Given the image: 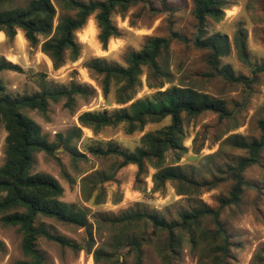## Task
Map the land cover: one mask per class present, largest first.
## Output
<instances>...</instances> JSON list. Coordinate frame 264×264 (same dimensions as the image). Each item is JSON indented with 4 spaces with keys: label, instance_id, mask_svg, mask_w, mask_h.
I'll return each mask as SVG.
<instances>
[{
    "label": "trees",
    "instance_id": "1",
    "mask_svg": "<svg viewBox=\"0 0 264 264\" xmlns=\"http://www.w3.org/2000/svg\"><path fill=\"white\" fill-rule=\"evenodd\" d=\"M9 1L0 0V32L8 41H12L18 31L22 32L29 46H39L40 52L48 57L55 70L67 61L75 62L79 59L81 45L76 33L85 27L91 16L95 22L97 40L101 48L106 50L108 42L120 36L119 29L112 22L113 16L124 17L129 9L141 2L150 10H156L153 0H28L23 7L4 8ZM191 3L197 24L194 45L209 51L207 62L216 70L219 58L228 53L227 43L225 36L220 33L207 34V20L220 21L228 7L227 2L191 0ZM160 4L163 11L172 10L166 0H160ZM174 36L178 37L177 34ZM169 43L170 39L164 37L147 38L138 51L125 54L123 65L109 63L99 57L86 61L84 68L94 77L103 98L106 100L113 91V102L117 107L79 114L77 125L66 134H56L55 143H50L41 127L23 115L22 111L28 109L44 113L49 101L58 102L61 99L65 100L66 108H72L76 96H91L95 92L94 88L71 84L67 88L10 96L0 83V125L6 132L4 161L0 166V223L16 228L21 235L24 259L15 264H45L44 256L36 246L39 238L91 254L94 263L102 261L104 264H122L120 258L132 256L133 264H142V246L150 243L162 264H174L181 245L186 243L196 255L197 264H229L232 243L220 222V212L226 207L239 204L246 185L243 173L260 161V154L264 150V117L257 121L260 132L257 139L246 141L240 135H231L225 139L232 147L245 151L246 156L235 165H226L228 178L233 181V185L228 196L218 199L217 209L195 205L181 213L179 221L170 222L144 211L101 217L100 223L108 225L115 232L110 239L109 251L95 248L94 223L88 218L89 210L62 201L63 188L51 175L32 172L34 156L40 152L56 158V150L61 148L72 161L85 156L72 144L73 140L81 138L82 129L97 135L105 128L122 126L124 132L131 135L143 131L148 124L169 119L168 125L144 133L133 150H125L107 142L104 146L91 147L89 152L99 157L116 159L117 169L134 165L135 185L143 182L148 169H151V192L162 191L168 182L175 184L179 196H199L216 188L222 177L198 181L178 165L187 152L183 146L184 120L205 112L217 113L220 118L232 114L224 101L172 82L169 73L159 63L162 54L168 51ZM235 47L238 56L244 60L246 55L241 33L235 37ZM219 70L225 78L232 77L227 70ZM4 71L21 73L22 69L0 57V73ZM142 76L145 77V86L150 93L137 98ZM235 80L239 81L241 77ZM217 172L221 171L218 169ZM111 178L110 175L107 179ZM82 182L84 188L87 186L84 201L93 198L94 205H100L103 190H98L96 183L86 180ZM40 218L83 229L84 243L79 244L52 234L44 223L38 222ZM208 223L214 228H207ZM2 248L0 242V251Z\"/></svg>",
    "mask_w": 264,
    "mask_h": 264
},
{
    "label": "rangeland",
    "instance_id": "2",
    "mask_svg": "<svg viewBox=\"0 0 264 264\" xmlns=\"http://www.w3.org/2000/svg\"><path fill=\"white\" fill-rule=\"evenodd\" d=\"M27 2L28 0H11L4 8L23 7ZM226 2L228 7L220 21L207 20V34L220 33L225 36L227 43L228 53L219 58L216 70L207 62L209 51L194 45L197 24L192 14L191 0H166L168 7L172 8L169 12L162 10L160 0L152 1L156 10H150L141 2L129 9L124 17L113 16L112 22L119 29L120 36L111 39L106 50L101 48L97 40L95 22L91 16L85 27L76 33L81 45L79 59L75 62L67 61L57 70L53 69L48 57L40 52L39 46H29L22 32H17L12 41H8L5 35L0 40V57L22 69L21 73H0V83L10 96L67 88L71 84L86 85L95 90L88 97L76 96L72 108H66L65 100L61 99L58 102L49 101L44 113L28 109L22 111L23 115L41 127L50 143H55L56 134H66L77 125L79 114L117 107L113 102V91L105 100L94 77L84 68V63L99 57L109 63L123 65L125 54L138 51L145 40L151 37L170 39L168 51L162 54L159 63L169 73L173 83L191 87L224 101L232 114L230 117L220 118L217 113L205 112L184 120L183 146L187 152L178 165L198 181L223 178L216 188L199 196L177 195L173 182L166 183L162 191L151 192V169H148L143 182L135 185L134 165L117 169L116 159L99 157L89 152L91 147L104 146L107 142L125 150H133L144 133L168 125L169 119L148 124L143 131L131 135L126 134L122 126L105 128L97 135L88 129H82L81 138L73 140L72 144L85 156L76 161H72L61 148L56 150V158L48 157L42 152L35 154L32 172L51 175L63 188L62 201L89 210L88 218L94 223L95 248L109 251L110 239L115 233L108 225L100 223L101 217H117L126 212L144 211L170 222L179 221L180 214L195 205L217 209L218 199L228 196L233 185V181L228 178L226 165H235L240 158L246 156L245 151L232 147L225 139L231 135H240L246 141H251L260 136L257 121L264 117V0ZM59 14L60 11L56 17ZM88 23L92 24V32L83 37ZM239 33L244 40V60L238 56L235 47V37ZM219 69L227 70L232 77L225 78L219 73ZM238 77L241 80H235ZM141 83L137 98L150 93L145 86L144 76L141 77ZM5 136L6 132L0 125V166L4 161ZM218 169L221 172L218 173ZM110 175L112 178L108 180ZM243 179L246 185L239 204L226 207L220 212V222L232 243L228 263L264 264V150L260 154L259 163L244 171ZM83 180L96 183L98 190H103L100 205H94L93 198L84 201L87 186L86 189L83 187ZM38 222L44 223L52 234L79 244L84 243L83 229L52 219L40 218ZM206 227L214 228L210 223ZM0 242L3 245L0 264H15L24 259L21 235L16 228L0 223ZM36 246L43 254L45 264H104L102 261L94 263L91 254L72 250L45 238H39ZM120 260L122 264L134 263L132 256ZM173 263L197 264V257L183 243ZM142 264H162L150 243L142 246Z\"/></svg>",
    "mask_w": 264,
    "mask_h": 264
},
{
    "label": "bare ground",
    "instance_id": "3",
    "mask_svg": "<svg viewBox=\"0 0 264 264\" xmlns=\"http://www.w3.org/2000/svg\"><path fill=\"white\" fill-rule=\"evenodd\" d=\"M92 24L91 23H88V25H87V28L84 30V35H83V37L84 36H87V34L89 33V32H92ZM81 36V35H80ZM89 36V35H88ZM93 36V35H92ZM86 41V40H85Z\"/></svg>",
    "mask_w": 264,
    "mask_h": 264
},
{
    "label": "crops",
    "instance_id": "4",
    "mask_svg": "<svg viewBox=\"0 0 264 264\" xmlns=\"http://www.w3.org/2000/svg\"><path fill=\"white\" fill-rule=\"evenodd\" d=\"M20 32V31H18ZM4 38V34L2 32H0V40H2Z\"/></svg>",
    "mask_w": 264,
    "mask_h": 264
}]
</instances>
